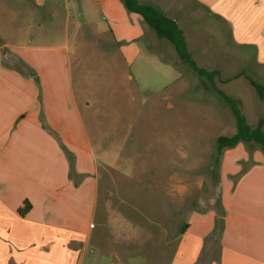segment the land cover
<instances>
[{
  "label": "rangeland",
  "instance_id": "1",
  "mask_svg": "<svg viewBox=\"0 0 264 264\" xmlns=\"http://www.w3.org/2000/svg\"><path fill=\"white\" fill-rule=\"evenodd\" d=\"M36 1L0 0V36L15 45L21 39L67 48L101 175L92 234L86 245H70L69 258L80 256L81 264H171L189 212L224 209L225 150L218 152L217 140L236 133L233 111L123 0L121 34L114 36L110 29L117 22L91 12L87 0H74L73 6L68 0ZM16 9L19 21L10 22L9 12ZM180 25L194 61L218 71L216 86L256 127L264 119V102L251 83L264 86L257 48L239 47L231 30L212 19ZM128 30L141 36L128 41L121 36ZM246 149L264 154L254 143Z\"/></svg>",
  "mask_w": 264,
  "mask_h": 264
},
{
  "label": "crops",
  "instance_id": "2",
  "mask_svg": "<svg viewBox=\"0 0 264 264\" xmlns=\"http://www.w3.org/2000/svg\"><path fill=\"white\" fill-rule=\"evenodd\" d=\"M138 1L180 27L196 17L212 19L231 30L239 47H256L257 62L264 63V0ZM86 4L117 22L113 36L121 34L118 0ZM9 13L17 23L19 10ZM121 36L132 42L141 35L128 30ZM0 40V264H81L82 257L69 258V247L74 241L86 245L92 234L101 175L75 97L68 50ZM84 102L89 108L91 102ZM223 155L224 209L189 212L171 264H264V154H250L240 143ZM26 203L30 208L21 214Z\"/></svg>",
  "mask_w": 264,
  "mask_h": 264
},
{
  "label": "trees",
  "instance_id": "3",
  "mask_svg": "<svg viewBox=\"0 0 264 264\" xmlns=\"http://www.w3.org/2000/svg\"><path fill=\"white\" fill-rule=\"evenodd\" d=\"M123 2L129 11L140 14L150 27H152L161 37L167 39L175 47V50L180 58L198 75L207 78L213 85V88L230 106L236 118L237 130L232 136L223 135L218 138V152L222 154L224 150L235 148L240 143H244L246 145L254 143L264 148V119H261L256 127H252L247 122V119L242 113L238 103L224 94V92L216 86L215 77L218 76V71H209L201 68L194 61L189 51L184 31L179 24L175 20L163 14L160 10L150 5L142 4L138 0H123ZM251 83L258 91L259 96L261 98L264 97V86L255 83L254 81H251ZM29 208L30 205L26 203V206L20 210V213H24Z\"/></svg>",
  "mask_w": 264,
  "mask_h": 264
}]
</instances>
